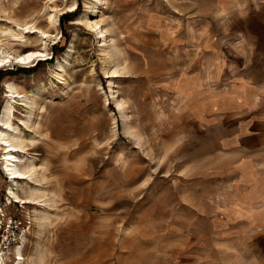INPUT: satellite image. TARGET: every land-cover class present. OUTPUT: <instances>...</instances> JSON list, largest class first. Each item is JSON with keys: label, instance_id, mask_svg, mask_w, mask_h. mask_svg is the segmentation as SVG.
<instances>
[{"label": "rangeland", "instance_id": "obj_1", "mask_svg": "<svg viewBox=\"0 0 264 264\" xmlns=\"http://www.w3.org/2000/svg\"><path fill=\"white\" fill-rule=\"evenodd\" d=\"M44 41L0 67V264H264V0H0V57Z\"/></svg>", "mask_w": 264, "mask_h": 264}, {"label": "bare ground", "instance_id": "obj_2", "mask_svg": "<svg viewBox=\"0 0 264 264\" xmlns=\"http://www.w3.org/2000/svg\"><path fill=\"white\" fill-rule=\"evenodd\" d=\"M54 24H56L55 20H54L53 16H50L49 17V21H48V25L50 27H55ZM93 25L96 27L97 26V22L95 24H93ZM93 25H91V26H93ZM25 29H27V31H26L27 33H40L41 40H46L47 38L50 37L49 33L45 32V31H42V30H38L34 26H30V27L25 26ZM104 31L100 30L99 34L104 36L105 35ZM16 36L18 37V35H16ZM20 38H24V37L21 36ZM102 41L104 42L105 40H102ZM45 47H46V41L43 42V47L42 48H40L38 50H35V51H30V52L24 53L22 55H12L11 56V54H6V56L0 57V67L4 63H7V62H10V63L14 62V63H18V64H28V63H31L32 60H36L39 57H45L46 56L45 55V53H46ZM117 73L118 72L114 70V72L111 74V77L117 76ZM107 77L110 78V76H107ZM7 87L9 89L8 90L9 93H10L9 96L11 98H13V99H15V98H25V96L19 95L10 85H7ZM15 93H16V95H15ZM117 105H119V103ZM118 107H120V106H118ZM13 110H14L13 106L10 103H8L5 106V108L3 110V113L1 115L0 123L3 124L4 126H6L7 128H11V122L10 121H11L12 111ZM4 135H5L4 131L0 130V141L2 142V144H4L5 147L9 146L7 148L8 149L7 151H9V150H13L14 151L18 146L15 145V143L12 142L13 137H10V136L5 137ZM6 152H5V156H6L5 158H6L7 162H6V164H4V170H6V172H8V175H10V178L13 181H15L17 179L25 178V176L27 174H29L34 169V165H29V166L23 167V169H17L16 164H15V162L17 160V157L13 156L12 152H7V153ZM245 183H246V181H245ZM17 194L11 189L9 191V196H10L9 198L12 197L13 199H18L19 197H18ZM24 203H26V202H24ZM14 251H16V256H17L15 258V260L16 261L18 260L17 262L14 261V263H17V264L22 263L23 257H22V254H21V246H17Z\"/></svg>", "mask_w": 264, "mask_h": 264}, {"label": "crops", "instance_id": "obj_3", "mask_svg": "<svg viewBox=\"0 0 264 264\" xmlns=\"http://www.w3.org/2000/svg\"><path fill=\"white\" fill-rule=\"evenodd\" d=\"M264 73V72H263ZM262 73V75H263ZM259 77H256L255 79H251V83H252V89L251 91H255L256 93L258 92L259 94H261L264 91V84L262 85V82L264 83V76H261V73H258ZM249 81V80H248ZM240 96H241V92H240ZM248 97V94H242L241 99L245 100ZM256 97H259L258 95ZM262 125H259V121H258V125L255 126V128L253 127L252 132L249 134L245 135V132L242 133H238L237 134V141L240 144V146L242 148H252L253 150V157L256 158V151L258 153L257 156V160L253 158L254 162H258L257 164H263L264 161L261 160L262 159V153L264 152V129L261 128ZM255 155V156H254ZM255 164L254 167H256V171L257 172H264V171H260L258 168V165ZM260 175V174H259Z\"/></svg>", "mask_w": 264, "mask_h": 264}, {"label": "built area", "instance_id": "obj_4", "mask_svg": "<svg viewBox=\"0 0 264 264\" xmlns=\"http://www.w3.org/2000/svg\"><path fill=\"white\" fill-rule=\"evenodd\" d=\"M3 227L1 228L0 234V251L4 252L7 250L12 243L14 242V236L12 233H15L14 226L16 227V222L13 219H9L7 223H4ZM16 230V229H15ZM3 254V253H1Z\"/></svg>", "mask_w": 264, "mask_h": 264}]
</instances>
